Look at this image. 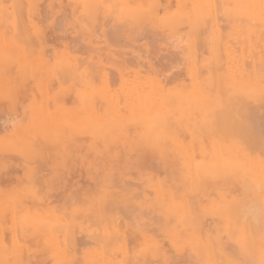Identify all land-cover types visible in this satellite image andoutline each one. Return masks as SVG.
I'll use <instances>...</instances> for the list:
<instances>
[{"label":"rangeland","instance_id":"rangeland-1","mask_svg":"<svg viewBox=\"0 0 264 264\" xmlns=\"http://www.w3.org/2000/svg\"><path fill=\"white\" fill-rule=\"evenodd\" d=\"M216 1L0 0V264H250L257 259L243 245L245 235L264 244L260 213L253 221L243 212L241 221L221 215L225 199L247 206L248 175L239 171L243 180L246 176L245 187L236 171L228 182L206 177L199 182L191 165L197 159L209 167L220 161L230 166L237 152H252L262 162L258 178L264 179V145L253 154L251 115L244 117L251 110L257 118L261 113L257 136L264 142V100L255 101L251 74L257 68L263 75L262 64H256L264 60V28L250 27L254 18L245 8L264 7V0H219V6ZM212 58L221 69L212 67ZM205 64L217 71V82ZM94 93L105 96L102 103ZM231 97L235 112L228 113ZM166 116L173 123L167 124ZM106 122L112 123H107L110 130ZM170 123L172 133L164 128ZM222 125L234 127L222 134ZM204 131L208 138L202 137ZM240 133L250 143H243ZM258 185L253 193L259 195ZM111 199L119 200L118 212L119 203ZM104 202L116 203H107L115 213L108 210L106 216Z\"/></svg>","mask_w":264,"mask_h":264},{"label":"bare ground","instance_id":"bare-ground-1","mask_svg":"<svg viewBox=\"0 0 264 264\" xmlns=\"http://www.w3.org/2000/svg\"><path fill=\"white\" fill-rule=\"evenodd\" d=\"M203 1H204V0H203ZM209 1H210V0H209ZM211 1H212V0H211ZM213 1H214V0H213ZM217 1H219V0H217ZM217 1H216V4L214 3L216 6H219L223 1L225 2V0H223V1L221 0V1L218 2V3H220V2H221V3L218 4ZM226 1H227V0H226ZM236 1H237V0H236ZM186 2H187V4H189L188 1H186ZM192 2H194V1H192ZM196 2H197V1H196ZM126 3H127V2H126ZM226 3H227V2H226ZM231 3H232V1H231ZM231 3H230V4H231ZM236 3H238V1H237ZM129 4H130V3H129ZM131 4H132V3H131ZM207 4H208V3H207ZM209 4L211 5L210 2H209ZM209 4H208V5H209ZM217 4H218V5H217ZM262 4H263V2H262ZM225 5H226V4H225ZM225 5H224V6H225ZM213 6H214V5H213ZM216 6H215V7H216ZM224 6H223V7H224ZM14 7H15V6H14ZM187 7H188V6H187ZM198 7H200V6H198ZM215 7H214V8H215ZM219 8H220V7H219ZM245 8H246V10L249 9V10L251 11V14H249L250 12L248 13V14H249L248 17L251 15L252 18H254V20L250 18V19H251V26H250V25H249V26H250L251 28H252V27H257L258 25H256L255 23H259V24L264 28V7H245ZM215 9H216V8H215ZM222 9H223V8H222ZM225 9H226V8H225ZM195 10H197V9H195ZM227 10H229V9H227ZM213 11H214V10H213ZM116 12H117V11H116ZM141 13H142V12H141ZM244 13H247V12H244ZM65 14H66V13H65ZM98 14H99V13H98ZM219 14H220V13H219ZM229 14H230V13H229ZM214 15H215V13H214ZM226 15H227V14H226ZM243 15H247V14H243ZM89 16H90V15H89ZM142 16H143V15H142ZM218 16H219V15L217 14V17H218ZM221 16H222V15H221ZM138 17H140V18L137 19ZM138 17L135 18V19L139 20L138 22L141 21L140 19H144V16L141 17L140 14H139ZM194 17H195V16H194ZM215 17H216V16H214V18H215ZM227 17H228V16H227ZM229 17L231 18V15H230ZM229 17H228V20H229L228 24H229V23L233 24L232 22H230L232 19L230 20ZM237 17H238V16L236 15L235 18H237ZM239 17H241V16H239ZM245 17H246V16L241 17V19L243 18L244 23H246V21L248 20L247 17H246L247 20L244 19ZM49 18H50V17H49ZM64 18H65V16H64ZM67 18H68V17H67ZM67 18H65V19H67ZM90 18H91V17H90ZM232 18H233V17H232ZM216 19H217V18H216ZM216 19H215V21H216ZM238 19H239V18H238ZM197 20H198V19H197ZM197 20H196V21H197ZM219 20H220V19H219ZM219 20H218V21H219ZM221 20H222V19H221ZM228 20H226V21H228ZM233 20H234V19H233ZM233 20H232V21H233ZM198 21H199V20H198ZM198 21H197V22H198ZM223 21H224V20H223ZM234 21H235V20H234ZM239 21H240V20H239ZM239 21H238V22H239ZM248 21H250V20H248ZM252 21H253V22H252ZM254 21H255V22H254ZM136 22H137V21H136ZM141 22H142V21H141ZM146 22H147V21H146ZM197 22H196V23H197ZM129 23H130V22H129ZM222 23H224V22H222ZM244 23H242L241 25H244ZM252 23H254L255 26H254ZM211 24H212V23H211ZM238 24H240V22H239ZM220 25H221V24H220ZM223 25H224V24H222V26H223ZM130 26H131V25H130ZM145 26H147V24H146ZM145 26H143V28H142L143 30H144V27H145ZM210 26H211V25H210ZM249 26H248V27H249ZM125 27H126V26H125ZM128 27H129V26H128ZM147 27H148V26H147ZM216 27H217V26H216ZM223 27H224V28H227V27H225V25H224ZM132 28H133V27H132ZM204 28H205V27H204ZM241 28H242V27H241ZM126 29H128V28H126ZM140 29H141V28H140ZM173 29H174V28H173ZM229 29H230V28H229ZM243 29H244V27H243ZM255 29H256L257 31L259 30L258 27L255 28ZM59 30H60V29H59ZM146 30L149 32L148 29H145V31H146ZM154 30L156 31L155 28H154ZM227 30H228V29H227ZM240 30H241V29H240ZM250 30H251V29H250ZM260 30H262V29L260 28ZM135 31H136V30H135ZM150 31H151V30H150ZM155 31H153V33H154ZM140 32H141V31H140ZM148 32H147V35L150 34V33H148ZM226 32H227V31H226ZM226 32H225V33H226ZM243 32H244V31H243ZM28 33H29V32H28ZM127 33H128V32H127ZM155 33H156V32H155ZM155 33H154V35H156ZM222 33H223V32H222ZM255 33H256V31H255ZM262 33H264V32H262ZM132 34H133V33H132ZM143 34H145V33H143ZM143 34H142L141 37L144 36ZM166 34H167V33H166ZM228 34H229V32H228ZM243 34H244V33H243ZM245 34H246V33H245ZM17 35H18V34H17ZM140 35H141V34H140ZM140 35H139V37H140ZM154 35H153V37H155V40H156V37H157V36H154ZM240 35H241V34H240ZM251 35H252V33H251ZM131 36H132V35H131ZM135 36H136V35H135ZM135 36H133V37H135ZM221 36H222V35H221ZM224 36H225V35H224ZM253 36H254V35H253ZM149 37H150V36H149ZM151 37H152V36H151ZM227 37H228V35H227ZM240 37H241V36H240ZM240 37H239V38H240ZM263 37H264V36H262V38H263ZM131 38H132V37H131ZM222 38H225V37L222 36ZM228 38H229V37H228ZM262 38H261V40H263V41H260V40H259L260 43H262V44L260 45V43L258 42V40H257V44L261 46V47L259 46L260 48L263 47V50H262V51H264V46H263L264 39H262ZM127 39H128V38H127ZM236 39H237V38H236ZM252 39H253V37H252ZM252 39H250V40H251V41H254V40H252ZM254 39H255V38H254ZM128 40H129V39H128ZM153 40H154V39H153ZM230 40H231V39H230ZM71 41H72V40H71ZM135 41H136V40H135ZM156 41H157V40H156ZM21 42H22V41H21ZM26 42H27V41H26ZM110 42H111V41H110ZM125 42H126V41H125ZM177 42H178V41H177ZM32 43H33V41H32ZM123 43H124V42H123ZM207 43H208V42H207ZM232 43H233V42H232ZM239 43H240V42H239ZM254 43H255V44H253V43L251 42V45H255V46H256V45H257L256 42H254ZM76 44H77V43H76ZM113 44H114V43H113ZM219 46H220V45H219ZM233 46H234V45H233ZM237 46H238V45H237ZM239 46H240V45H239ZM26 47H27V46H26ZM249 48H251V46H249ZM32 49H33V48H32ZM46 49H47V48H46ZM83 49H84V48H83ZM251 49H252V48H251ZM164 51H165V50H164ZM251 51H252V50H251ZM251 51H250V52H251ZM97 52H98V51H97ZM107 53H108V52H107ZM131 53H132V52H131ZM258 53H259V52H258ZM262 53H263V52H262ZM262 53H261V54H262ZM116 54H117V53H116ZM122 54H123V53H122ZM126 54H127V53H126ZM169 54H170V53H169ZM197 54H198V53H197ZM254 54H255V52L252 51V55H253V56H256V55H257V54H256V55H254ZM263 54H264V53H263ZM109 55H110V54H109ZM129 55H130V54H129ZM131 55H132V54H131ZM178 55H179V54H178ZM181 55H182V54H181ZM179 56H180V55H179ZM246 56H247V55H246ZM263 56H264V55H262V56L260 55V57H263ZM102 57H103V56H102ZM108 57H109V56H108ZM260 57H259V58H260ZM72 58H73V57H72ZM255 58H256V57H255ZM73 59H74V58H73ZM78 59H79V58H77V62H78ZM180 59H181V58H180ZM257 59H258V58H257ZM260 59H261V58H260ZM109 60H110V59H109ZM172 60H173V59H172ZM210 60H212V61H210V62H212V63L214 64V66H212V65H210V66L214 67V69H216V70H218V69L216 68V66H219V68L221 69V65H217V64H216L217 62H218V64H219V61H216V62L213 61L214 58H212V59H210ZM255 60H256V59H255ZM261 60H262V59H261ZM42 61H43V60H42ZM73 61H74V60H73ZM73 61H72V62H73ZM232 61H233V60H232ZM75 62H76V60H75ZM222 62H223V61H222ZM256 62H258V61L256 60ZM256 62H255L254 64H256ZM260 62H261V61H260ZM84 63H86V62H84ZM188 63H189V62H188ZM192 63H193V62H192ZM195 63H196V62H195ZM263 63H264V60H263V62H261V63L258 62V63L256 64V66L260 67V65L262 64L260 68H261V69H264V67H263L264 64H263ZM1 64H2V63H1ZM32 64H33V63H32ZM189 64H190V63H189ZM193 64H194V63H193ZM246 64H247V63H246ZM258 64H260V65H258ZM33 65H34V64H33ZM72 65H73V64H72ZM205 65H206V67H210L209 64H205ZM215 65H216V66H215ZM249 65H250V64H249ZM86 66H87V65H86ZM105 66H106V65H105ZM186 66H187V65H186ZM15 67H16V66H13V68H15ZM40 67H41V66H40ZM68 67H70V66H68ZM79 67H80V66H79ZM201 67H203V65H202ZM201 67H200V68H201ZM212 67H210V68H211V73H212V70H214ZM246 67H247V66H246ZM13 68H12V69H13ZM85 68H86V69H89L88 67H85ZM92 68H94V67H92ZM197 68H198V67H197ZM200 68H198V70H196V71H198L199 73H200V71H199ZM239 68H240V67H239ZM239 68H238V69H239ZM253 68H254V67H253ZM26 69H27V68H26ZM45 69H46V68H45ZM64 69H65V68H64ZM66 69H67V68H66ZM70 69H73V68H70ZM189 69H190V68H189ZM201 69H202V68H201ZM205 69H207V68H205ZM256 69H257V68L253 69L254 72H252V73L250 72V73L252 74V76H253V85H254V86H253V96H254L255 101L258 99V100L260 101V103H263V100H264V79L262 78V76L264 75V71L261 70V71L263 72V75H262L260 72H257ZM55 70H56V69H55ZM61 70H62V68H61ZM76 70H77V68H76ZM99 70H100V69H99ZM259 70H260V69H259ZM259 70H258V71H259ZM30 71H31V70H30ZM69 71H70V70H69ZM201 71H202V70H201ZM224 71H225V70H224ZM251 71H252V69H251ZM28 72H29V71H28ZM61 72H62V71H61ZM88 72H89V70H88ZM88 72H87V73H88ZM90 72H91V71H90ZM90 72H89L88 74H87V73H86V74L91 76L92 73L90 74ZM111 72H112V71H111ZM116 72H117V71H116ZM166 72H167V71H166ZM216 72H217V71H215V73H214V71H213L214 74L212 73V74L214 75V76H213V81H214L215 76L218 77V76L216 75V74H217ZM4 73H5V72H4ZM13 73H14V72H12V74H13ZM77 73H78V71L76 72V74H77ZM82 73H83V72H82ZM16 74H17V73H16ZM64 74H65V73H64ZM70 74H71V73H70ZM73 74H74V72H73ZM212 74H211V75H212ZM251 74H250V75H251ZM7 75H8V74H7ZM13 75H14V74H13ZM13 75H12V76H13ZM18 75H19V74H18ZM37 75H39V74H37ZM62 75H63V73H62ZM77 75H78V74H77ZM77 75H76V77H75V76H74V77L77 78ZM163 75H164V74H163ZM198 75H199V74H198ZM219 75L221 76L220 73H219ZM64 76H65V75H64ZM243 76H245V74H243ZM246 76H248V75H246ZM69 77H70V76H69ZM87 77H88V76H87ZM223 77H224V76H223ZM223 77H219V78H218V79L220 80V81H219L220 83H222L221 80H223V79H220V78H223ZM62 78H63V76H62ZM66 78H67V77H66ZM197 78H199V76H198ZM215 79H216V82H217V78H215ZM248 79H249V78H248ZM262 79H263V80H262ZM17 81H18V80H17ZM64 81H65V80H64ZM91 81H92V80H91ZM12 82H13V81H12ZM87 82H88V81H87ZM110 82H111V81H110ZM24 84H26V83H24ZM217 84H218V83H217ZM217 84H216V86H217ZM93 85H94V84H93ZM214 85H215V84H214ZM15 86H16V85H15ZM39 86H40V85H39ZM45 86H47V85H45ZM187 86H188V85H187ZM183 87L186 88V86H184V85H183ZM228 88L230 89V86H229ZM228 88H227V89H228ZM48 89H49V86H48ZM187 89H188V88H187ZM200 89H201V88H200ZM230 90L232 91V88H231ZM10 91H11V90H10ZM222 91H224V89H222ZM234 91H236V90H234ZM21 92H22V91H21ZM28 92H29V91H28ZM224 92L226 93V90H225ZM224 92H222V94H224ZM35 93H36V91H35ZM67 93H68V92H67ZM110 93H111V92H110ZM238 93H239V94H238ZM240 93H241V92H237L238 95H240ZM243 93H245V92H242L241 95H242ZM235 94H236V93H235ZM251 94H252V93H251ZM36 95L38 96L37 93H36ZM83 95H84V94H83ZM85 95H86V94H85ZM85 95H84V96H85ZM95 95H96V96H95ZM98 95H99V94H98ZM98 95L94 93V98H95L96 101H97L96 98H98V103H102L100 98H101L103 95H102V96L99 95V97H98ZM119 95H120V94H119ZM225 95H226V94H225ZM248 95L250 96V94H248ZM73 96H74V95H73ZM84 96H83V97H84ZM109 96H110V95H109ZM229 96H231V95H229ZM236 96H237V95H236ZM236 96L234 95V97H236ZM243 96H244V94H243ZM251 96H252V95H251ZM39 97H40V96H39ZM66 97H67V96H66ZM91 97L93 98L92 95H91ZM103 97H105V96H103ZM221 97H222V96H221ZM232 97H233V96H232ZM232 97H231V100H232L231 102H229L230 100L228 99V100H229V101H228V105H229L230 107H229L228 105H227V107H228V108H231V107H232V109H230V110L228 111V113H230L231 110H234V109H235L234 106H235L236 104H233V102L235 103L236 100H234ZM262 97H263V99H262ZM86 98H87V95H86ZM86 98H85V97L83 98V101H84V102H85V101L87 102ZM92 98H90V100H91ZM119 98H121V97L119 96ZM252 98H253V97H252ZM93 100H94V99H93ZM93 100H92V101H93ZM99 100H100V101H99ZM103 100H104V99H103ZM222 100H223V99H222ZM233 100H234V101H233ZM249 100H250V99H249ZM249 100L247 101L248 103L250 102ZM258 100H257V101H258ZM3 101H4V100H3ZM96 101H95V103H96ZM104 101H105V100H104ZM120 101H121V100H120ZM259 101H258V102H259ZM49 102H50V101H49ZM84 102H83V103H84ZM86 102L84 103V106L87 105ZM182 102H183V101H182ZM105 103H106V101H105ZM191 103L193 104L194 102H193V101H192V102L190 101V104H191ZM9 104H10V103H9ZM103 104H104V103H103ZM196 104H197V103H196ZM231 104H232V105H231ZM237 104H238V103H237ZM257 104H258V103H257ZM15 105H16V104H15ZM48 105L50 106V104H48ZM240 105H241V104H240ZM258 105L260 106L261 104H258ZM258 105H256V106H258ZM262 105H263V104H262ZM46 106H47V105H46ZM98 106H99V105H98ZM190 106H191V105H190ZM249 106H250V105H249ZM251 106H252V104H251ZM251 106H250V109H252ZM85 107H87V106H85ZM96 107H97V106H96ZM100 107H101V106H100ZM100 107H99V109H100ZM102 107H103V106H102ZM114 107H115V106H114ZM195 107H196V106H195ZM233 107H234V108H233ZM245 107H246V106H245ZM253 107H254L253 109H257V107H255V106H253ZM119 108H121V107H119ZM119 108H117V109H119ZM86 109H87V108H86ZM104 109H105V108H104ZM241 109H242V108H241ZM250 109H249V110H250ZM16 110H17V109H16ZM100 110H101V109H100ZM107 110H108V109H107ZM144 110H145V109H144ZM246 110H247V109H246ZM246 110H245V111H246ZM258 110H259V108H258ZM262 110H263V109H262ZM251 111H252L251 113H249V112H250V111H249L248 114H247V112H245L246 114L243 113V115L245 114L244 117H246V115H248V116L251 115V117H250V120H251V128H250V129H251V131H252V133H253L252 135H254V136H253L254 139H253V137H251V138L254 140V141H253L254 148H252V150L254 151V149L259 150V149H261V147L263 148L262 145H264L263 140L260 141V140L258 139V136H257V134H259V133L257 132V131H259V130H257V128H258V123H257V122H260L259 120H261L260 118H261L262 115L260 116L261 113L258 114V116L260 117V118L258 117V118H259V119H258V118H257V114L254 112V110H251ZM263 111H264V110H263ZM143 112H144V111H143ZM231 112H232V111H231ZM233 112H235V111H233ZM233 112H232V113H233ZM258 112H259V111H258ZM258 112H257V113H258ZM237 113H238V109H237ZM263 113H264V112H263ZM249 114H250V115H249ZM217 115H218V114H217ZM232 115H233V114H232ZM239 115H241V113H238L237 116H239ZM215 116H216V115H215ZM226 116H228V118H227ZM166 117H167V119H166V120H167L166 123H167V122L170 121V120L168 121V119H169V117H170V119H171V116H166ZM216 117H217V116H216ZM225 117H226V119H228V121H229V115H227V113H226ZM244 117H243V118H244ZM76 118H77V117H76ZM183 118H184V117H183ZM246 118H248V117H246ZM262 119H263V118H262ZM217 120H218V118H217ZM217 120H216V122H217ZM244 120H245V119H243L242 122H243ZM263 120H264V119H263ZM77 121H78V120H77ZM81 121H82V120H81ZM172 121H173V120H172ZM172 121H170V122L173 123ZM178 121H179V120H178ZM181 121H182V118H181V120L179 121V123H181ZM218 121H219V120H218ZM226 121H227V120H226ZM237 121H238V120H237ZM246 121H249V120L247 119ZM212 122H213V121H212ZM240 122H241V121H240ZM242 122H241V123H242ZM244 122H245V121H244ZM263 122H264V121H263ZM263 122H262V123H263ZM86 123H87V122H86ZM107 123H108V122H106V126H105V124H103V126L105 127V130H106V128H109V130H110L111 127H112V125H111V127H107ZM131 123H132V122H131ZM156 123H157V122H156ZM171 123L169 124V126H166L168 123L165 124L166 127L164 126V128H165L166 132H167V130H168L170 133H172V132H171V130H172V129H171V128H172ZM214 123H215V121H214ZM220 123H221V122L219 121V122H217V124H215V125H218V128H220V127H219V125H221ZM249 123H250V122H249ZM249 123H248V124H249ZM109 124H112V123L110 122V123H108V125H109ZM123 124H124V123H123ZM128 124H129V123H128ZM128 124H127V125H128ZM208 124H209V123H208ZM208 124H206V125L208 126ZM233 124H234V123H233ZM245 124H247V123H245ZM190 125H191V124H190ZM238 125H239V123H238L237 125H235V130H234V131H237V127H238ZM90 126H91V125H90ZM114 126H115V127H114ZM156 126H157V125H156ZM156 126H155V128H156ZM170 126H171V127H170ZM176 126H177V125H176ZM176 126H175V128H176ZM226 126H227V125H226ZM232 126H233V125H232ZM232 126H230L231 129H232ZM239 126H240V125H239ZM113 127H114V129H115V128H117V125L115 124V125H113ZM159 127H160V126H159ZM169 127H170V128H169ZM181 127H182V126H181ZM195 127H197V126H195ZM210 127H212V126L210 125ZM222 127L224 128L225 126L222 125ZM222 127H221V129L223 130ZM230 127H229V128H230ZM233 127H234V126H233ZM247 127H248V126H247ZM247 127H244V128H245L246 130H248L249 128L247 129ZM87 128H90V127H89V124H88V127H87ZM167 128H168V129H167ZM199 128H200V127H199ZM216 128H217V126H216ZM226 128H227V129L224 128L225 131H224L222 134H225L226 131L228 132L229 128H228V127H226ZM238 128H239V127H238ZM259 128H260V130H261V127H259ZM101 129L103 130V127H102ZM193 129H194V128H193ZM205 129H206V128H205ZM231 129H230V130H231ZM233 129H234V128H233ZM242 129H243V128H242ZM109 130H108V131H109ZM123 130H124V126H123ZM130 130H131V129H130ZM154 130H157V128L154 129ZM196 130H197V128L194 129V131H196ZM202 130H203V129H202ZM209 130H210V129H209ZM211 130H212V129H211ZM217 130H219V131H217V132L221 133V132H220V129H217ZM238 130H239V129H238ZM246 130H245V131H246ZM234 131H233V132H234ZM243 131H244V129H243ZM245 131H244V133H245ZM71 132H72V130H71ZM112 132H113V131H112ZM166 132H165V133H166ZM207 132H208V131H207ZM213 132H214V130H213ZM230 132H231V131H230ZM241 132H242V131H241ZM249 132H250V131L248 130V132H246V133H249ZM263 132H264V128H263ZM153 133H154V131H153ZM203 133H204L203 135H205V134H206V131H204ZM211 133H212V132H211ZM242 133H243V132H242ZM109 134H110V133H109ZM109 134H107V135H109ZM175 134H176V133H175ZM181 134H182V133H181ZM198 134H199V133H198ZM201 134H202V133H201ZM209 134H210V131H209ZM217 134H218V133H217ZM217 134L215 133L216 136H217ZM228 134L230 135V133H228ZM249 134H250V133H249ZM203 135H202V137H204V138L207 136V135H205V136H203ZM215 135H214V136H215ZM229 135H228V136H229ZM234 135H236V133H234ZM234 135H232V136H234ZM247 135H248V134H244L245 137H246ZM250 135H251V134H250ZM250 135H249V136H250ZM260 135H261V134H260ZM157 136H158V135H157ZM176 136H177V135H176ZM214 136H213V137H214ZM224 136H225V135H224ZM237 136H238L239 138H241L243 135L241 136V133H240V135L237 134ZM108 137H109V136H108ZM217 137H219V136H217ZM226 137H227V136H226ZM181 138H182V137H181ZM183 138H184V137H183ZM183 138H182V139H183ZM207 138H208V136H207ZM222 138H223V137H222ZM230 138H231V136H230ZM236 138H237V137H236ZM243 138H244V137H243ZM243 138H241V139L243 140ZM248 138H249V137H247V139L244 138L246 141H242V142H243V143H244V142H249ZM256 138H257V140H259L258 142H260V143L263 142V144H261V146H260V144L256 141ZM262 138H264V137L262 136ZM231 139H232V138H231ZM249 139H250V138H249ZM183 140H185V139H183ZM218 140H219V139H217L216 141H218ZM225 140H226V139H225ZM221 141H222V140H220V142H221ZM226 141L228 142V140H226ZM234 141H235V140H234ZM238 141H241V140H238ZM205 142H206V141H205ZM214 142H215V141H214ZM235 142H237V141H235ZM235 142H233V143H235ZM161 143H162V142H161ZM240 143H241V142H240ZM249 143H250V142H249ZM249 143L247 144L248 146L244 145L247 149L252 147V146H251V147L249 146V145H250ZM216 144H217V143H216ZM228 144H229V143H228ZM231 144H232V143H231ZM160 145H161V144H160ZM233 145H234V144H233ZM101 146H102V145H101ZM228 146H229V145H228ZM144 147H145V146H144ZM152 148H153V147H152ZM148 149H149V148H148ZM148 149H147V150H148ZM263 149H264V148H263ZM236 150H237V149H236ZM238 150H240V149H238ZM252 150H251V151H252ZM260 151H263V150H260ZM260 151L258 152V154L261 153ZM162 152H163V151H162ZM236 152H237V151H236ZM243 152H244V151H243ZM243 152H241L242 154L237 152V154L233 155V159H232V161H231L230 166L225 165V164H224V161H220V162H218V163H219V166H218V167H216V166H215V167H209V165L205 164V163L202 162V161H199V160H197V159H194V158H193L194 160H193V162H192L191 165H193V168H194L196 171H199V173L197 172V173L199 174V176H200V178H199L200 181H199V182H202V178H203V177H206V179H207V178H210V179H217V180H219V181H227V182H228V178H231V177H229V176H231V174H234V176L238 174L237 176H240L242 173L240 174L239 171H240V172H244L246 175H248V178H250V179H247V180H249V183H250L249 186L251 187V189H249L250 192H249V190H248V192H249L250 194H248V192H247V194L249 195V197L252 196V197H255V198H257V199L262 198L263 200L261 201V203H262L263 205H262L261 203L257 202L258 200L256 201V200H254V199H250L249 197H247V198H246V199H247V202H246V203H247V206L243 207V204H242V206L240 207V206L238 205V206L241 208V210H242V211H241V210L239 211V208H238L236 202H233L232 200H226V199H225V203L221 205V215H222V216H225V217H231V218L234 217V219L237 218V219L239 220V217L241 218V216H242V218H243V215L240 216L238 213L243 212L242 214L245 215V216H244L245 218H246V215H247V216L249 215L248 218H249L250 220L253 221V220H255V219L257 218V213H260L259 216H261V222H262V223H261V224L259 223V225H261L262 231H264V179L260 181L259 178H258V173H259L260 170L262 169L263 165H262V162L260 161L259 158H253V156L255 157V155H256V154H255V151L253 152V154H255V155H253V156L249 155L250 153L252 154V152H250L249 154H243ZM245 152H246V151H245ZM248 152H249V151H248ZM263 152H264V151H263ZM148 153H149V151H148ZM151 153H152V151H151ZM155 153H157V151H156ZM169 153H170V152H169ZM208 153H209V152H208ZM219 153H221V152H219ZM158 154H159V153H158ZM161 154H162V153H161ZM170 154H171V153H170ZM173 154H174V153H173ZM263 154H264V153H262V155H263ZM165 155H166V154H165ZM208 155H209V154H208ZM194 156H195V155H194ZM194 156H193V157H194ZM225 156H226V155H225ZM256 156H257V155H256ZM150 158H151V157H150ZM224 158H225V157H224ZM224 158H223V159H224ZM45 159H46V158H45ZM180 159H181V158H180ZM261 159H262V158H261ZM221 160H222V159H221ZM225 160H226V159H225ZM213 161H214V160H213ZM262 161H264V160L262 159ZM151 162H152V161H151ZM177 163H180V162L178 161ZM151 164H152V163H151ZM170 165H171V164H169V166H170ZM144 166H145V165H144ZM151 166H152V165H151ZM172 166H173V165H172ZM205 166L208 167V168H205ZM140 167H142V166H140ZM143 168H145V167H143ZM143 168H141V169H143ZM191 168H192V167H191ZM131 169H133V168H131ZM169 169H170V168H169ZM182 169H183V168H182ZM263 169H264V168H263ZM192 170H193V169H192ZM204 170H207V171H204ZM104 171H105V170H104ZM184 171H186L185 168H184ZM233 171H236V172H238V173L235 174V172L233 173ZM263 171H264V170H263ZM263 171H262V172H263ZM229 172H230V173H229ZM231 172H232V173H231ZM142 173H143V172H142ZM190 173H191V172H190ZM190 173H189V174H190ZM131 174H132V173H131ZM154 176H155V175H154ZM234 176H233V180H236V181H237V179L242 178V175H241L239 178H238V177L234 178ZM261 176H262V175H261ZM263 176H264V175H263ZM180 177H181V176H180ZM243 177L246 178L245 175H243ZM245 178H244V180H243V178H242V179H239L240 181H238V182L240 183V182H242L241 180H243L244 183H245V180H246ZM262 178H263V177H262ZM206 179H205V180H206ZM84 181H85V180H84ZM164 181H165V180H164ZM189 181H190V180H189ZM206 181H207V180H206ZM230 181H232V179H231ZM127 183H128V182H127ZM165 183H166V182H165ZM203 183H204V182H203ZM230 183H232V182H230ZM239 183H238V184H239ZM249 183H248V184H249ZM258 183H259L260 185H262V187H263V189H262V187L259 188V190H260V189L263 190V192L260 193L261 195H260V194L258 195V194L253 193V192H255V190L258 189V188H257V189L255 188V187L257 186ZM82 184H84V183H82ZM114 184H115V183H114ZM139 184H140V183H139ZM158 184H159V183H158ZM198 184L201 185L202 183H198ZM225 184H226V183H225ZM227 184H228V183H227ZM232 184H233V183H232ZM232 184H231V186H234V187L236 186V185H232ZM242 184H243V183H242ZM129 185H131V184H129ZM202 185H203V184H202ZM217 185H218V184H217ZM246 185H247V184L245 183V185H243V186L245 187ZM260 185H258V186H260ZM131 186H132V185H131ZM222 186H223V185H222ZM226 186H227V185H226ZM226 186H225V187H226ZM79 187H80V186H79ZM81 187H82V186H81ZM139 187H140V186H139ZM200 187H201V186H200ZM225 187H224V188H225ZM228 187H230V186H228ZM92 188H93V187H92ZM108 188H109V187H108ZM135 188H136V187H135ZM160 188H161V187H160ZM231 188H232V187H231ZM238 188H239V187H237V189H238ZM248 188H249V187H248ZM248 188H247V189H248ZM253 188H254V190H253ZM232 189H233V188H232ZM75 190H76V189H75ZM196 190H197V189H196ZM225 190H226V189H225ZM109 191H110V190H109ZM223 191H224V190H223ZM238 191H242V190H238ZM257 191H258V190H257ZM114 192H115V191H114ZM126 192H127V191H126ZM126 192H125V193H126ZM139 192H140V191H139ZM244 192H245V191H244ZM259 192H260V191H259ZM99 193H100V192H99ZM239 193H240V192H239ZM239 193H238V197H239ZM89 194H90V193H89ZM121 194H122V193H121ZM136 194H138V193H136ZM150 195H151V194H150ZM137 196H138V195H137ZM173 196H174V195H173ZM228 196H229V195H228ZM147 197H148V196H147ZM72 198H73V197H72ZM83 198H84V197H83ZM109 198H110V196H109ZM117 198H118V197H117ZM229 198H230V197H229ZM229 198H228V199H229ZM69 199H70V198H69ZM119 199H120V198H119ZM136 199H137V198H136ZM150 199H151V198H150ZM76 200H77V198H76ZM105 200H106V199H105ZM105 200H104V201H105ZM148 200H149V199H148ZM157 200H158V199H157ZM238 200H239V199H238ZM79 201H80V200H79ZM87 201H88V200H87ZM98 201H99V200H98ZM106 201H107V200H106ZM111 201H114V202H118V203H119L118 205H116L117 208H116V207L114 208V210H116V209L118 210V206L120 205L119 200L116 201V199H115V200H114V199H113V200L111 199ZM121 201H122V200H121ZM159 201H160V200H159ZM165 201H166V200H165ZM235 201H236V199H235ZM243 201H244V200H243ZM114 202H111V203H114ZM160 202L162 203V201H160ZM169 202H170V201H169ZM107 203L110 204L109 202H107ZM107 203L105 204V202H104V204H103V209H102V211L106 210V211H104L105 213L103 212L106 216L108 215V213H109L110 210H111V208L108 207L109 205H107ZM150 203H151V201H150ZM207 203H208V202H207ZM35 204H36V203H35ZM115 204H116V203H114V204H110V206H114ZM131 204H132V203H131ZM154 204H155V203H154ZM190 204H191V203H190ZM239 204H241V203H239ZM259 204H260V205H259ZM105 205H106L107 207H106ZM121 205H122V204H121ZM133 205H134V204H133ZM133 205H132V207L135 208V205H134V206H133ZM105 207H106V209H105ZM132 207H130V209H131ZM149 207H150V206H149ZM242 207H243V208H242ZM122 208H123V207H122ZM122 208H119V209H121V211H122ZM125 208H126V207H125ZM128 208H129V207H128ZM130 209H129V210H130ZM135 209H136V208H135ZM160 209H161V208H160ZM186 209H188V208H186ZM243 209H244V210H243ZM91 210H92V209H91ZM91 210H90V211H91ZM108 210H109V212L107 213ZM112 210H113V207H112ZM112 210H111V211H112ZM117 210H116V212H118ZM126 210H128V209L126 208L124 211H126ZM131 210H133V209H131ZM137 210H138V209H137ZM141 210H142V209H141ZM199 210H200V209H199ZM92 211H94V210H92ZM134 211H135V210H134ZM144 211H147V210H144ZM171 211H172V210H171ZM191 211H192V210H191ZM216 211H217V210H216ZM112 212L115 213V211H112ZM112 212H110V213H112ZM119 212H120V211H119ZM122 212H123V211H122ZM122 212H121V213H122ZM154 212H156V211H154ZM172 212H173V211H172ZM218 212H219V211H218ZM92 213H93V212H92ZM103 213H102V214H103ZM147 213H148V212H147ZM147 213H146V214H147ZM186 213H187V212H186ZM116 214H117V213H116ZM116 214H115V215H116ZM125 214H127V213L125 212ZM134 214H136V212H135ZM143 214H145V212H144ZM159 214H160V213H159ZM191 214H192V213H191ZM110 215H112V217H113V214H110ZM110 215H109V216H110ZM123 215H124V212H123ZM123 215H122V216H123ZM139 215H141V214H139ZM153 215H154V214H153ZM176 215H177V214H176ZM193 215H194V214H193ZM218 215H219V214H218ZM127 216H128V214H127ZM141 216H142V215H141ZM148 216H149V213H148ZM154 216H155V215H154ZM154 216H153V218H155ZM196 216H197V215H196ZM116 217H118V216H116ZM132 217H133V216H132ZM146 217H147V216H146ZM156 217H157V216H156ZM177 217H179V216L177 215ZM108 218H109V220L112 219V218H110V217H108ZM123 218H124V217H123ZM159 218H160V217H159ZM159 218H158V220H159ZM162 218H163V217H162ZM162 218H161V219H162ZM192 218H193V216H192ZM206 218H207V217H206ZM206 218H205V219H206ZM248 218H247V219H248ZM114 219H115V217H114ZM148 219L150 220V218H148ZM195 219H196V218H195ZM207 219H208V218H207ZM228 219H229V220H228V221H225V222H226V223L228 222V224H229V223H231V221H230V218H228ZM234 219H233V220H234ZM117 220H118V219H117ZM128 220H129V219H128ZM162 220H163V219H162ZM200 220H201V219H200ZM200 220H199V221H200ZM202 220H203V218H202ZM99 221H100V220H99ZM130 221H131V220H130ZM155 221H156V220H155ZM155 221H153V223H154ZM229 221H230V222H229ZM236 221H237V220H236ZM236 221H235V223H236ZM239 221H241V220H239ZM242 221H243V220H242ZM246 221H247V220H246ZM252 221H251V222H252ZM256 221H257V220H256ZM101 222H102V221H101ZM109 222H110V221H109ZM111 222H112V221H111ZM158 222H159V221H158ZM163 222H164V221H163ZM163 222H162V223H163ZM191 222H192V221H191ZM196 222H197V221H196ZM196 222H195V223H196ZM206 222H207V221H206ZM223 222H224V220H223ZM225 222H224V223H225ZM247 222H248V221H247ZM102 223H103V222H102ZM124 223H125V222H124ZM141 223H143V222H141ZM146 223H147V222H146ZM151 223H152V222H151ZM160 223H161V222H159V224H160ZM189 223H190V222H189ZM201 223H203V222H201ZM218 223H219V222H218ZM220 223H222V222H220ZM239 223H241V222H239ZM239 223H238V224H239ZM244 223H245V222H244ZM93 224H94V223H93ZM103 224H104V223H103ZM135 224H137V223H135ZM155 224H156V223H155ZM192 224H194V223H192ZM232 224H234V221H232ZM238 224L236 223L235 225H237V226L239 227ZM246 224H247V223H246ZM248 224H249V223H248ZM138 225H139V224H138ZM163 225H164V223H163ZM195 225L198 226V224H195ZM216 225H217V222H216ZM117 226H118V224H117ZM117 226H116V227H117ZM119 226H120V225H119ZM159 226H160V225H159ZM186 226H188V225H186ZM206 226H207V225H206ZM243 226H244V228H245V225H243ZM101 227H102V226H101ZM110 227H111V226H110ZM152 227H153V226H152ZM199 227H200V226H199ZM248 227H249V225H248ZM132 228H133V227H132ZM147 228H148V227H147ZM177 228H178V227H177ZM224 228H226V225H225ZM230 228H232V227H230ZM58 229H59V227H58ZM157 229H158V227H157ZM200 229H201V227H200ZM204 229H205V228H204ZM204 229H203V230H204ZM228 229H229V227H228ZM228 229H227V230H228ZM233 229H234V228H233ZM236 229H237V227H236ZM249 229H250V228H249ZM68 230H69V229H68ZM155 230H156V229H155ZM195 230H196V229H195ZM214 230H215V229H214ZM234 230H235V229H234ZM234 230H232V231H234ZM244 230H245V229H244ZM159 231H160V230H159ZM198 231H199V230H198ZM201 231H202V229H201ZM204 231H205V230H204ZM204 231H202L203 234H204ZM215 231H216V230H215ZM220 231H221V230H220ZM229 231H230V229H229ZM229 231H228V233L231 234ZM258 231H259V230H258ZM182 232H183V231H182ZM195 232H196V231H195ZM251 232H252V231H251ZM251 232H250V233H251ZM94 233H95V232H94ZM156 233H158V232L156 231ZM197 233H199V232H197ZM234 233H236V232H233V236L235 235ZM247 233H248V232H247ZM250 233H248V234H250ZM73 234H74V233H73ZM73 234H72V235H73ZM97 234H98V233H97ZM160 234H161V233H160ZM200 234H201V233H200ZM100 235H101V234H100ZM165 235H166V233H165ZM165 235H164V236H165ZM88 236H89V235H88ZM159 236H160V235H159ZM178 236H179V235H178ZM203 236H204V235H203ZM203 236H202V238H203ZM230 236H231V235H230ZM239 236H242V234L239 233ZM89 237H90V236H89ZM93 237H94V236H93ZM95 237H96V236H95ZM98 237H99V236H98ZM257 237H258V236H257ZM257 237H256V236H252V235H251V237H249V236L246 237V235H245V237H244L246 244L243 245V246H246V245H247V246H248L247 248H248V250H249L250 253H252V254H254V255H258V256H256L257 259L252 260V261L250 262V264H264V244H262L263 241L259 242L260 240H258ZM90 238H91V237H90ZM103 238H104V237H103ZM116 238H117V237H116ZM182 238H183V237H182ZM7 239H8V238H7ZM203 239H204V238H203ZM208 240H209V239H208ZM89 241H91V239H89ZM98 241H99V240H98ZM216 241H217V240H216ZM102 242H103V241H102ZM242 242H243V241H242ZM214 243H215V242H214ZM2 244H3V243H2ZM242 244H243V243H242ZM159 246H160V245H159ZM243 246H242V247H243ZM151 247H152V246H151ZM160 247H161V246H160ZM214 247H215V246H214ZM175 248H176V247H175ZM243 248H244V247H243ZM179 250H180V249H179ZM232 250H233V249H232ZM248 250H247V251H248ZM154 251H155V250H154ZM178 252H179V251H178ZM182 252H183V251H182ZM156 254H157V253H156ZM201 254H202V253H201ZM201 254H200V255H201ZM153 255L156 256L155 253H153ZM223 255H224V254H223ZM224 256H225V255H224ZM151 257H152V256H151ZM158 257H159V256H158ZM215 257H216V256H215ZM217 257H218V256H217ZM220 257H222V256H220ZM155 258H156V257H155ZM9 259H12V258L10 257ZM239 259H240V258H239ZM212 260H213V259H212ZM216 261H217V260H216ZM238 262H239V261H238ZM149 263H150V262H149ZM171 263H172V262H171ZM239 263H240V262H239ZM239 263H238V264H239Z\"/></svg>","mask_w":264,"mask_h":264}]
</instances>
